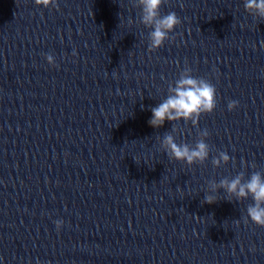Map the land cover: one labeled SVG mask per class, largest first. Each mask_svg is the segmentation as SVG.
<instances>
[{"label": "clouds", "instance_id": "clouds-1", "mask_svg": "<svg viewBox=\"0 0 264 264\" xmlns=\"http://www.w3.org/2000/svg\"><path fill=\"white\" fill-rule=\"evenodd\" d=\"M36 6L44 8L55 7L58 10L57 0H34ZM133 6L141 10L140 22L150 31L148 32V50L156 51L163 47L166 40L171 39L170 33L181 24V19L175 12L161 14V7L165 0H132ZM245 11L254 18L264 20V0H244ZM129 23H132L129 20ZM76 53L73 52V55ZM48 64H55L53 55H46ZM216 88L204 78H197L192 75V69L186 67L175 81L174 86L169 84L168 96L157 106L151 108V118L148 123L153 128L162 127L166 121L185 123L191 121L193 126H197L201 115L210 114L216 108ZM239 102L230 100L228 110L232 111L238 107ZM178 129L173 125L171 132H166L161 140V148L167 153L170 159L184 162L189 167L194 164H203L209 157L210 146L206 143L209 136L207 129L199 133V139L194 146L187 143L178 144L172 134ZM227 152L220 151L218 156L212 159L214 167L226 165L230 161ZM255 167V165H253ZM220 189L226 193L229 202L242 201L249 197L253 203L247 207V214L244 223L249 221L259 227H264V174L255 171L250 178H245L242 171L234 178H223L218 183L209 181L208 192L204 195L202 204H213L218 201L216 193ZM197 218L201 219V217ZM239 222V221H237ZM56 229L59 231L64 223L63 220H56Z\"/></svg>", "mask_w": 264, "mask_h": 264}]
</instances>
